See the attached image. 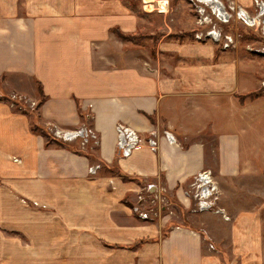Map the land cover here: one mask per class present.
I'll use <instances>...</instances> for the list:
<instances>
[{
    "label": "crops",
    "instance_id": "crops-1",
    "mask_svg": "<svg viewBox=\"0 0 264 264\" xmlns=\"http://www.w3.org/2000/svg\"><path fill=\"white\" fill-rule=\"evenodd\" d=\"M144 5L0 0L5 86L35 98L40 84L45 127L87 119L101 137L96 157L48 145L31 113L0 100V264H223L221 252L264 264V56L240 47L245 39L222 49L165 25L157 36L156 11ZM116 27L156 35L131 45ZM118 123L142 137L170 130L177 142L121 158ZM95 162L102 168L90 175ZM203 169L222 189L225 218L210 214L200 229L132 212L143 182L188 203L185 187Z\"/></svg>",
    "mask_w": 264,
    "mask_h": 264
},
{
    "label": "rangeland",
    "instance_id": "rangeland-1",
    "mask_svg": "<svg viewBox=\"0 0 264 264\" xmlns=\"http://www.w3.org/2000/svg\"><path fill=\"white\" fill-rule=\"evenodd\" d=\"M143 3L145 5H148L151 7H153V11H156V13L153 15L152 18V23H154V29L158 32V34H161L159 31L161 25H165V28L172 30V34H178V35H185L186 37H194L195 38V32L199 29V25L197 22V17L196 14L191 6V4L187 1V0H155L154 2L157 3V5L159 4H169V8L165 11V12H161L159 10H157L156 5H152L153 3H146L144 0H142ZM225 4H234L240 7H245L248 10L252 11L255 8V0H252L251 4L249 5H242L238 2H235L234 0H222ZM151 4V5H150ZM144 5V8H145ZM158 12V13H157ZM165 14L166 15V19L167 22L164 21V17L161 16V14ZM191 15H193L194 17V21L193 18L192 23L188 22L187 20H189V17L191 18ZM224 32L227 33H234L236 34L238 37H241V39H245V41H241V45L240 47H243L246 51L248 52H252L253 51L251 49H249V47L252 48H260V47H264V36H262L261 32L256 34L253 33L251 31V29L249 27L244 26L240 21L236 20V19H232L230 21L229 24H221ZM220 26V27H221ZM116 29L118 30L117 35L119 37H121L122 35V39L128 41V44H134L132 43L133 41H142V39H145L146 37L150 36H154L149 34V30H144V31H138L136 33H123L120 28L116 27L114 28V31L116 32ZM151 31V30H150ZM121 35H120V34ZM124 37V38H123ZM131 41V42H129ZM139 41V42H140ZM238 45V44H237ZM236 45V46H237ZM235 46V47H236ZM234 48V47H232ZM6 80H7V76H2L0 77V99L1 100H6L8 101L11 105L12 103H14V105H12V107L16 110H18L19 112L22 113H31L33 116V123H32V130L34 132H38L44 135V137L46 138V143L48 145H57V146H62L65 145L67 147L71 146L74 148H77L80 151L83 152H87L91 155H93L94 157L97 156V147L100 145L101 143V137L100 134L97 132V130L92 127L89 124V120L84 119V125L87 127L88 129L91 130V135H89L87 142H83L82 141H72V142H65V141H61V140H57L54 136V133L56 130L60 129L62 131H70V130H76L78 128H72V129H67L64 127H60L59 125L56 124H51L50 126H46L45 124H43V122L41 121V118L39 116V108L42 104V102H44L45 100V95L41 94V85L37 84V91H36V96L37 97H33L29 94L26 93H22V92H17V91H11L8 90V88L5 86L6 85ZM86 118V117H85ZM128 125V124H127ZM130 126V125H129ZM133 128V127H132ZM136 130V129H135ZM154 131V130H152ZM150 134V133H149ZM149 136V135H148ZM161 141V140H160ZM61 143V145L58 144ZM117 142V141H116ZM70 143H72L70 145ZM146 144V143H145ZM148 146V144H146ZM149 148V146H148ZM159 148V147H158ZM157 148V150H158ZM157 150L155 152H157ZM134 152V151H133ZM119 154V157L121 158H128V157H122ZM98 160V159H97ZM104 165V164H103ZM105 166V165H104ZM91 168H97L95 170V172L91 171ZM102 168V163L101 162H95L93 165H91L89 167V174L90 175H96L98 173V171ZM115 168V167H114ZM114 168L109 169V171L114 172L115 174H119L120 173L115 170ZM212 171V170H211ZM213 177H214V173H213ZM215 178V177H214ZM193 180V179H192ZM216 180V179H215ZM217 181V180H216ZM192 182V181H191ZM190 183H188V185L185 187L187 189H189ZM152 183V182H150ZM218 183V182H217ZM219 185V183H218ZM149 183L146 182L144 184L141 185V189H139V191H137L136 193V200L135 202H133L131 204V210L132 212L140 219H142L139 216V212L135 211V207H138L140 210H145L149 213V217L150 219L147 220H154V219H160V220H168V226L170 227L171 225H189V226H199L205 222H207L208 220L211 219V217L209 216L210 214H222V216L225 218V212L224 209L221 207V201H222V189L219 187V191H220V196L219 199L217 201L216 206L212 209V210H207V211H197L196 210V205L194 204L195 202L190 199V197H187L188 203H186V201H182L183 204L186 206H184L183 204H178V201L176 200V196L174 194L171 193V191L167 190V189H161V188H156V190H151L149 191ZM142 195L144 198V202L143 203H139V196ZM165 205V208H162V206ZM217 208L221 209L219 210V212H217L216 210H218ZM202 214H206L205 216ZM200 229H202L200 227ZM208 238V239H207ZM206 238V243L208 244V247L210 250H214L217 249L218 245L214 244L213 240L210 237ZM223 257V264H227V262H230L232 264L231 261H233V254H230L229 252H221L220 253ZM230 255H232V257H230ZM264 256V254H263ZM240 261L241 259H243L242 257H239ZM264 259V257H263Z\"/></svg>",
    "mask_w": 264,
    "mask_h": 264
},
{
    "label": "built area",
    "instance_id": "built-area-1",
    "mask_svg": "<svg viewBox=\"0 0 264 264\" xmlns=\"http://www.w3.org/2000/svg\"><path fill=\"white\" fill-rule=\"evenodd\" d=\"M152 0L150 3L156 5L155 8L161 12H165L170 6L169 4H159ZM197 17L199 29L195 32L197 40H212L220 45L222 49L235 47L241 37L234 33L224 32L221 24H229L234 18L240 21L244 26L249 27L253 33H262L264 36V0H255V8L250 11L245 7H240L232 3L225 4L222 0H187ZM146 3H149L146 2ZM151 5V4H150ZM221 26V27H220ZM254 54L264 56V47L252 48L249 47ZM264 89V80L262 81ZM1 100V99H0ZM14 105V103H12ZM91 130L85 126H81L76 130L62 131L56 130L54 137L57 140L72 142L82 141L87 142ZM117 142L116 147L122 157L131 156L133 151L138 149L144 143L148 144L152 151H156L160 145V140L165 139L170 143H176L177 139L170 130L162 132L151 131L149 136L142 137L141 134L125 123L116 125ZM97 168H91L95 172ZM218 183L213 177V172L210 169H203L193 176V180L189 189L184 190L187 197H190L196 205L197 211L212 210L219 199L220 191ZM156 186L150 184L149 191L156 190ZM145 198V197H144ZM142 195L139 196V203L144 202ZM166 206L163 205L162 208ZM219 212V208H217ZM135 211L139 212L142 219H150V215L145 210H140L135 207Z\"/></svg>",
    "mask_w": 264,
    "mask_h": 264
},
{
    "label": "trees",
    "instance_id": "trees-1",
    "mask_svg": "<svg viewBox=\"0 0 264 264\" xmlns=\"http://www.w3.org/2000/svg\"><path fill=\"white\" fill-rule=\"evenodd\" d=\"M117 32H118V30L116 29V33H117ZM119 34H120V33H119ZM120 35H121V34H120ZM173 35H174L175 37H176V36H181V37L185 36V35H178V34H173ZM121 37H122V35H121ZM123 38H124V37H123ZM40 88H41V87H40ZM41 94L43 95L42 88H41ZM58 144L61 145V143H59V142H58ZM62 146H65V145H62Z\"/></svg>",
    "mask_w": 264,
    "mask_h": 264
}]
</instances>
